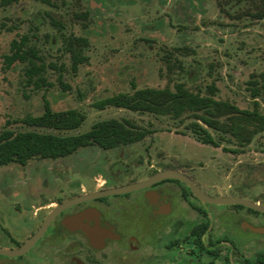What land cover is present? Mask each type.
Segmentation results:
<instances>
[{"label":"rangeland","instance_id":"rangeland-1","mask_svg":"<svg viewBox=\"0 0 264 264\" xmlns=\"http://www.w3.org/2000/svg\"><path fill=\"white\" fill-rule=\"evenodd\" d=\"M263 3L12 0L4 5L0 0V128L8 121L6 126L14 131L31 129L20 119L40 114L46 99L54 110L76 108L84 113L83 123L74 132L109 117L129 119L152 129L143 139L112 149L89 145L56 159L31 158L25 165H0V247L15 248L17 242L25 240V217L37 208L47 210L57 200L81 189L96 188L107 179L103 185H121L164 168L183 172L207 195L238 196L264 204V131L232 152L222 148L237 147L228 135L217 147L197 140L187 127L193 119L187 113L174 119L114 106L97 109L94 105L106 96L133 88L173 89L182 83L204 95L207 86L214 84V98L264 113ZM22 34L28 36V45L37 49L39 62L45 65L42 75L47 84L39 88L26 83L22 63L4 66L3 55L9 51L10 40ZM73 38H78L76 43ZM69 40L86 57L75 71L67 50ZM251 82L259 88L256 96ZM166 185L163 189H169L172 200L166 215H151L141 191H132L129 198L107 196V201L122 210L114 218L117 226L139 238L136 249H130L124 240L110 241L90 255L86 241L76 237L37 254L39 246L46 244L43 240L25 255H0V264H23L24 260L68 264L71 255L92 257L93 264L192 263L189 247L170 249L166 244L180 239L189 225L201 219L209 225L203 235L205 244L209 239H222L218 244L221 258L213 264H226L224 259L228 264H248L243 255L251 264H261L256 257L264 252V233L244 228L240 221L245 218L264 227V213H252L248 218L245 208L203 203L188 192L186 201L182 184L174 181ZM137 208L143 211L142 216ZM104 215L112 217L109 211ZM202 258L204 264L209 263L207 255Z\"/></svg>","mask_w":264,"mask_h":264},{"label":"trees","instance_id":"trees-1","mask_svg":"<svg viewBox=\"0 0 264 264\" xmlns=\"http://www.w3.org/2000/svg\"><path fill=\"white\" fill-rule=\"evenodd\" d=\"M11 1L1 0V3L5 5ZM256 14L261 16V13ZM77 39L73 38V43H76ZM73 43L71 40L67 42V50L71 58V69L75 71L86 57L73 46ZM40 59L37 49L28 45V36L25 34L12 38L8 53L3 55L5 68H9L15 62L24 65L23 74L26 77V83L33 84L34 88L47 84L42 75L45 65L39 62ZM251 85V92L256 96L259 88L255 82H251ZM61 86L63 89L67 88L64 83H61ZM215 89L214 84H209L207 94L202 95L191 91L182 83H176L173 89L169 87L133 88L130 92H117L106 96L96 101L94 105L97 109L114 106L134 112L166 115L174 119L187 113L193 117L187 127L194 133L197 140L217 147L221 144L220 140L228 135L236 142L237 147L222 146V148L236 152L240 147L250 143L257 133L264 131V113L257 109L240 108L229 101L216 99L213 97ZM84 119V113L76 108L54 110L48 101L43 99V111L40 114L26 115L20 119L23 124L32 127L31 129L14 131L6 126L8 121L0 128V165L9 163L25 165L31 158L56 159L89 145L111 149L137 142L152 132V129L137 125L129 119L115 117L97 120L87 130L74 132L81 126ZM173 181L183 185V197H187L186 192L191 194L183 182L176 179ZM234 206L245 208L238 204ZM247 209L260 213L251 208ZM208 227V222L204 219L192 223L184 236L180 239H171L166 246L170 249L180 246L190 248L187 254L193 262L185 261L183 264H204L202 258L204 255L209 257L208 264H213L216 259L221 258L218 244L222 239H209L205 244L203 235ZM244 261L251 264L248 259ZM256 261L264 264V252L257 255ZM224 262L228 264L227 259H224Z\"/></svg>","mask_w":264,"mask_h":264},{"label":"flooded vegetation","instance_id":"flooded-vegetation-1","mask_svg":"<svg viewBox=\"0 0 264 264\" xmlns=\"http://www.w3.org/2000/svg\"><path fill=\"white\" fill-rule=\"evenodd\" d=\"M94 180L96 182L98 181L97 178H94ZM108 180L109 179L105 180L103 182V184L106 183ZM135 181H137V180H135ZM131 182H134V181H131ZM167 182H174V181H173V179H163V180L157 181V182H155V183H153V184H151L145 188L134 190V191H141L142 192V200H143L144 204L147 207V210L150 212L151 215H154V216L166 215L167 212H165V210L167 208H170V202L172 200H171V197L169 194L170 192L168 191L169 189L167 191L163 189V187L167 186L166 185ZM103 184L98 185V186H96V188H93L91 190L81 189L80 191H78V193H74L68 197L61 198V199L57 200L47 210H44L42 207L37 208V211H39V214H37L36 210L31 211L27 215V217H25V220L27 222V224L25 225V240H27L34 232H36V230L39 228L41 222L43 221L45 216L49 213V211H51V209L55 205L59 204L63 200L71 198V197L79 195V194H82V193L94 191L97 189H103L106 187L117 186V185H109V184L103 185ZM163 185H165V186H163ZM131 192L124 193V194H114V195L115 196H124L126 198H129V194ZM107 196H109V195H107ZM107 196H101V197H96V198L80 201V202L72 204V205L68 206L67 208L61 210L59 213H57L54 216V218L51 220V222L47 226L44 233L36 240V242L29 248L28 251H30L32 248H34L36 245H38L43 240L46 244H44V246H39L37 254H40V252L43 249H45L44 250L45 252H48V248L51 245L59 244L62 241H65L67 239H74L76 237H81L86 241V250H87L88 254L91 255L92 251L98 250V249L94 248L90 245L87 236H85L84 233L82 232V230H80V228H79L80 226L78 225V221H77V216H79L80 214H84V213L86 214L88 212H91L90 216L92 217L88 221L89 224H93V222H94L93 218L96 217L99 224L101 226L108 228V230H109L108 231L109 237L105 239V245L104 246H106V244L110 241L124 240L130 249H136L140 243L139 238L135 234L126 233L125 231L121 230L117 226L114 218L116 216H118L122 210L121 209L118 210V208L115 207L111 202L107 201ZM183 198L186 201H188L187 197H183ZM132 202H133V200H132ZM135 204H137V203H135ZM232 205H234V204H232ZM26 206H28V205H25V207ZM191 206L194 209H196L197 211L203 212L198 207H196L192 204H191ZM247 208L248 207H245V209L247 211L246 212L247 214L245 216L249 218V217H251V214L254 212L249 211ZM137 209L139 210L140 216H142L143 211L140 208H137ZM104 211L111 212L112 217L110 219L106 218L104 215ZM261 213H263V212H260V214ZM256 214H259V213H256ZM240 222H241L242 226L244 223L251 224L250 221L248 222L247 219H245V218H241ZM251 225H253V224H251ZM254 226H256V225H254ZM257 227L264 228L263 226H257ZM6 233L9 237H11V239L13 238L9 232H6ZM257 233H264V231L263 232H257ZM21 243L17 242L16 247ZM27 252H25V253H27ZM25 253L22 255H25ZM6 258H12V257L6 256ZM243 258H244V260L248 259V257L246 255H243ZM23 264H36V263H32L29 260H27L25 262V260H24ZM68 264H93V258L92 257H79L77 255H71L69 258Z\"/></svg>","mask_w":264,"mask_h":264},{"label":"water","instance_id":"water-1","mask_svg":"<svg viewBox=\"0 0 264 264\" xmlns=\"http://www.w3.org/2000/svg\"><path fill=\"white\" fill-rule=\"evenodd\" d=\"M163 179H176L183 182L191 191L192 195L197 198L200 202H208L214 204H238L243 205L245 207L251 208L253 210L263 212L264 213V204H261L257 201L249 200L243 197L238 196H210L202 192L194 181L184 174L183 172L172 169V168H164L155 171L150 174L146 178L126 184H121L117 186L106 187L103 189H97L94 191H90L87 193H82L71 198L65 199L59 204L55 205L51 211L45 216L43 221L41 222L39 228L34 232L27 240L23 241L15 248H2L0 247V255L7 257H15L20 256L27 252L29 248L36 242V240L44 233L47 226L54 218V216L59 213L61 210L67 208L68 206L75 204L80 201L107 196L114 194H124L134 190H138L141 188H145L157 181ZM169 208L165 210L168 212ZM91 212L80 214L77 216L78 225L80 226V230L87 236L89 243L92 247L100 249L105 245V239L109 237L108 228L101 226L96 217H94L93 224H89L88 221L90 218ZM244 228H249L255 232H263L264 228L257 227L248 223L243 224Z\"/></svg>","mask_w":264,"mask_h":264}]
</instances>
